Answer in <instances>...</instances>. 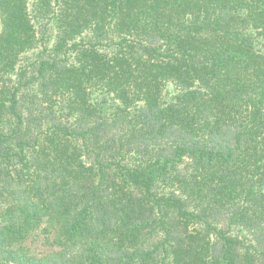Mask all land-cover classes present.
<instances>
[{
	"label": "trees",
	"instance_id": "obj_1",
	"mask_svg": "<svg viewBox=\"0 0 264 264\" xmlns=\"http://www.w3.org/2000/svg\"><path fill=\"white\" fill-rule=\"evenodd\" d=\"M0 264H264V0H0Z\"/></svg>",
	"mask_w": 264,
	"mask_h": 264
},
{
	"label": "rangeland",
	"instance_id": "obj_2",
	"mask_svg": "<svg viewBox=\"0 0 264 264\" xmlns=\"http://www.w3.org/2000/svg\"><path fill=\"white\" fill-rule=\"evenodd\" d=\"M52 35V34H51ZM53 40H49L47 45L52 44ZM38 51H31L25 55V60H29L34 58V54H36ZM26 245L29 246L32 252L38 253V252H44L49 250V245H50V238L49 234L43 232V230H39L35 232L34 236L31 237L26 241Z\"/></svg>",
	"mask_w": 264,
	"mask_h": 264
}]
</instances>
